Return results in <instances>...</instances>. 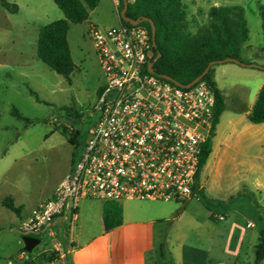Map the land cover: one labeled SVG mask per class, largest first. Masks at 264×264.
Segmentation results:
<instances>
[{"label": "rangeland", "instance_id": "rangeland-1", "mask_svg": "<svg viewBox=\"0 0 264 264\" xmlns=\"http://www.w3.org/2000/svg\"><path fill=\"white\" fill-rule=\"evenodd\" d=\"M182 2L188 8L187 30L190 33L208 23L207 6H241L248 27V41L240 59L245 64L264 65V30L260 17L264 0ZM103 8L104 0L89 12L88 21L99 26L93 21L102 14ZM87 31V21L69 27L68 44L75 66L69 80L36 58L34 46H27L20 52L1 46L0 264H49V259L56 257L52 252L53 245L57 244L62 250L67 246L70 224L58 229L50 223L37 238L39 244L29 252L25 251L23 235L17 230L20 215L5 209L1 200L12 195L16 200L25 201L26 206L36 203L58 183L71 167L72 160L80 155L97 118L93 106L104 82ZM17 53H24L25 61L15 57ZM231 66L238 68L237 71H231ZM214 68L232 100L243 92L240 81L247 78L244 72L254 69L233 63L215 65ZM67 107L78 117L67 116L62 111ZM13 108L35 123L26 126L24 121L11 115ZM75 133L77 141L73 146L69 138ZM247 144L242 145L236 160L228 161L217 177H211L203 170L207 200L197 194L185 207L177 202L154 201L163 209L180 210L173 227L167 226L169 234L163 242L164 258L160 264L170 263L171 253L181 254L183 246L201 250L204 264H254L255 246L264 229V151ZM211 198L224 201H212ZM219 216L223 219L219 220ZM148 264H153L151 259ZM260 264H264V260Z\"/></svg>", "mask_w": 264, "mask_h": 264}, {"label": "built area", "instance_id": "built-area-1", "mask_svg": "<svg viewBox=\"0 0 264 264\" xmlns=\"http://www.w3.org/2000/svg\"><path fill=\"white\" fill-rule=\"evenodd\" d=\"M112 2L120 17V0ZM87 36L104 78L93 106L97 118L71 171L20 221L23 236H41L69 199L186 204L197 196L202 147L214 126L212 88L202 79L182 88L149 73L150 36L139 24H90ZM69 216L73 226L74 207Z\"/></svg>", "mask_w": 264, "mask_h": 264}, {"label": "crops", "instance_id": "crops-1", "mask_svg": "<svg viewBox=\"0 0 264 264\" xmlns=\"http://www.w3.org/2000/svg\"><path fill=\"white\" fill-rule=\"evenodd\" d=\"M5 1L16 6V11L15 13H9L0 6V50L1 46H7L20 52L26 50L27 46H34L36 56L39 29L52 21L62 19V12L52 0ZM205 1L208 2V0ZM221 1L227 2V0ZM101 4L102 0H99L97 7ZM211 6L219 5L207 6L206 12ZM86 21L88 26L92 24V21H88V19ZM121 22L112 0H104L102 14L93 21L101 27H113ZM243 52L242 47L240 56L243 55ZM15 57H19L23 61L26 59L24 53H17ZM237 69L233 66L230 68L231 71H237ZM218 73L217 68L213 67L212 79L223 98L224 110L219 117L218 124L215 126L211 152L199 173L197 188L198 192H203L206 197L208 194L204 189L203 170H207L209 176L217 177L228 161L234 162L236 160L242 145L247 144V142H249V145L259 147L261 152L264 151L262 150L264 149V123L255 125L247 119L258 92L264 84V70L253 69L250 72H244L247 78L245 81H240L243 92L236 100L230 99L228 88L224 87V82L221 81ZM71 168L72 166L45 196L32 205L26 206L25 201L16 200V197L10 195L15 206L20 207L21 220L33 208L51 196L54 188L71 171ZM215 200L224 201V199H212V201ZM154 203V201L149 200H124L118 203L121 208V223L105 231L102 221L105 202L98 200H79L77 202L67 200L63 215L51 224L58 229L66 226L69 223V211L73 207L76 221L73 226L70 225L65 249L62 250L57 244L53 245L52 252L56 253V257L49 259V264H148L150 259L153 264H160L162 259L160 246L167 240L169 234L167 226L171 224L172 228L179 216L175 215V208L166 210ZM187 203L184 204V207ZM50 234L53 235L51 232ZM19 258L21 257L19 256ZM204 261L203 252L196 247L183 246L181 254L174 255L171 253L172 264H204Z\"/></svg>", "mask_w": 264, "mask_h": 264}, {"label": "trees", "instance_id": "trees-1", "mask_svg": "<svg viewBox=\"0 0 264 264\" xmlns=\"http://www.w3.org/2000/svg\"><path fill=\"white\" fill-rule=\"evenodd\" d=\"M62 12L63 19L52 21L39 29L36 42V56L50 70L69 80L75 66L67 41L70 24H81L88 19L89 12L96 8L99 0H52ZM0 6L9 13H15L16 6L0 0ZM123 9L120 0L119 13ZM125 16L131 20L147 18L155 28L154 46L151 41V29L146 21L139 25L144 27L150 36V47L154 52V74L168 76L181 85H187L197 78L210 62L225 58H235L240 62L242 47L248 41V28L245 21L244 9L239 5L211 6L207 11L208 23L197 29L195 33L187 30V7L182 0H135L127 4ZM261 25L264 30V7L260 8ZM122 21V19H121ZM212 66L202 78L214 92V126L213 132L202 147L198 172L195 176L194 191L203 199L207 197L198 192V178L202 167L211 152L212 138L215 126L224 110V101L220 91L212 79ZM34 94V93H33ZM35 95V94H34ZM37 102H40L35 96ZM67 116L78 117L72 113V108H63ZM11 115L22 120L27 125L30 121L22 117L13 108ZM251 124L264 123V84L261 86L255 103L247 116ZM77 133L69 138V143L76 146ZM230 197L229 199H231ZM2 206L19 215L20 207L15 206L10 195L1 201ZM264 209V207H263ZM180 210L176 212L178 215ZM104 230L108 231L121 223V208L118 203L105 202L102 212ZM160 255L164 258V246H160ZM264 260V229L259 233L258 243L255 246L254 264ZM168 264H171L168 263Z\"/></svg>", "mask_w": 264, "mask_h": 264}, {"label": "water", "instance_id": "water-1", "mask_svg": "<svg viewBox=\"0 0 264 264\" xmlns=\"http://www.w3.org/2000/svg\"><path fill=\"white\" fill-rule=\"evenodd\" d=\"M122 2H123V9L120 12V18L122 19V21L124 23H128L130 25H138L142 21H146L149 24L150 29H151V41H152V46H154L155 28H154V24L152 23V21L149 20V19H147V18L136 19V20L129 19L128 17L125 16V10L127 8L126 0H122ZM147 58H148V61H147V71L149 73H151V74H154L153 61L151 59L155 60L156 58L154 57V52L152 50H150L147 53ZM225 63H233V64H237V65H239L241 67H245V68H254V69L264 70V66H257L255 64H245L243 62L238 61L235 58H225V59L220 60V61L210 62L206 66V68L204 69V71L197 78H195L192 82H190L187 85L178 84L173 79H171L170 77L165 76V75H162L160 77L163 78V79H165V80H167V81H170V82H172V83H174V84H176V85H178V86H180L182 88H189L193 84H195L196 82H198L199 80H201L203 78V76L208 73L209 69L212 66L221 65V64H225ZM22 242H23V248H24V250L29 252V251L32 250V248L34 246H36L37 244H39V239L34 238V237H29V236H23L22 237Z\"/></svg>", "mask_w": 264, "mask_h": 264}, {"label": "flooded vegetation", "instance_id": "flooded-vegetation-1", "mask_svg": "<svg viewBox=\"0 0 264 264\" xmlns=\"http://www.w3.org/2000/svg\"><path fill=\"white\" fill-rule=\"evenodd\" d=\"M77 157L72 160L71 166H73L74 162L76 161Z\"/></svg>", "mask_w": 264, "mask_h": 264}]
</instances>
